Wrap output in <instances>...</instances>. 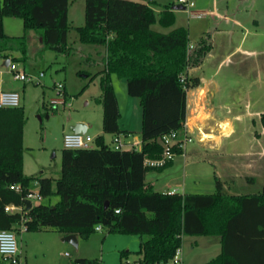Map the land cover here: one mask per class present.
Listing matches in <instances>:
<instances>
[{"label": "trees", "instance_id": "16d2710c", "mask_svg": "<svg viewBox=\"0 0 264 264\" xmlns=\"http://www.w3.org/2000/svg\"><path fill=\"white\" fill-rule=\"evenodd\" d=\"M171 6H160L156 13L158 5L151 0H84V23L72 27L67 18L68 0H0L1 59L21 62L30 31L39 37L41 51L68 56L67 35L73 28L80 43L105 50L101 94L95 100L102 107L103 135L128 134L119 129L111 76L126 82L128 96L137 98L141 108L139 150H115L99 135L90 149H62L60 172L53 179L24 174L23 108H0V231L19 230L23 225L28 232L50 228L62 236L74 234L86 240L101 225L106 233L139 236L138 264L169 263L183 236L216 235L221 238L222 251L207 264H264V167L262 188L255 194L224 193L216 181L212 194L169 195L154 191L145 182L148 172L160 171L172 161L161 167L144 163L162 156V136L175 132L182 139L186 92L200 85L187 71L208 51L201 42L189 53L183 27L166 33L152 28L155 24L173 26ZM3 16L20 18L24 33L7 36ZM16 52L21 56H15ZM259 121L264 128V113ZM171 150L175 156L182 153L177 145ZM33 182L42 200L55 195L57 202L6 213V205H23ZM11 185H19L21 192L10 190ZM121 256L125 259L127 255ZM72 264L99 263L76 259Z\"/></svg>", "mask_w": 264, "mask_h": 264}, {"label": "rangeland", "instance_id": "374dc122", "mask_svg": "<svg viewBox=\"0 0 264 264\" xmlns=\"http://www.w3.org/2000/svg\"><path fill=\"white\" fill-rule=\"evenodd\" d=\"M137 1V0H130ZM160 3H175L176 0H158ZM238 0H230V3H235ZM251 0H248L249 3ZM205 5L209 6L212 0H204ZM195 5V4H194ZM194 8V6H193ZM257 8V19L259 20V27L263 28V13L264 0H255V10ZM192 10V8H190ZM68 22L72 27L82 26L84 21V0H68ZM206 19H195L186 10L180 11L177 14L176 22L170 28H161L158 24L153 25V29L160 32H168L178 26H190L192 28L190 34V42H194L197 38L195 35L200 24L203 25ZM3 31L7 36H20L24 33L22 20L17 17H2ZM259 28L255 36L245 35L244 48L254 49V55L236 54L225 66L222 71L223 79L226 81V92L228 97L234 93L239 92L248 93L249 100L258 98L259 104L257 107L264 108V29ZM261 29L263 30L260 33ZM27 50L26 56L21 62H13L14 69L23 71L27 76L32 77V81L25 82L13 80L12 76L7 73V69L0 65V71L3 73L2 78H6L12 84V88L4 91H16L20 94V106L23 108L25 115V126L23 131V172L27 176H41L48 178H57L61 166V151L63 149V135L70 132L69 122L74 119H83L88 123L89 129L87 133L91 136L97 137L98 131L102 128V107L95 102V99L100 96L101 90L99 85V78L104 69L103 58L104 48L97 45L82 44L79 42L77 32L72 28L67 35V43L71 48L68 56L56 54L52 50L41 51V42L34 31L27 34ZM241 34L235 35L227 42L230 47L238 42ZM251 50V51H252ZM191 53V52H190ZM15 56H21L16 52ZM40 73L43 75L40 76ZM63 84L65 87V94L62 105L53 107L50 104L52 99H57L55 85ZM114 94L118 101V108L120 113L119 124L121 128L130 129L133 135H138L141 128V108L139 100L128 96L126 92V82L116 77L112 78ZM197 93L190 92L186 100H188V107L186 114L189 117L188 126L190 132L188 136L192 139V134H198V142L202 137L206 140V135H202L197 129L195 123L200 125L204 121L201 118H193V111L197 107L196 101ZM192 112V114H191ZM196 115V112L194 113ZM255 133V126H251V122L247 123ZM223 127H225L223 125ZM227 128V127H226ZM205 130V129H203ZM258 130V129H257ZM260 131V129H259ZM104 142L112 146L113 137L108 134H101ZM264 140V139H263ZM204 142V141H202ZM139 148V146H138ZM198 144L193 142L186 144L185 154L186 159L196 160V166L188 168L187 172L195 167H200L203 170V179L196 184L189 180L182 182L184 172L182 164L185 160L183 156L176 155L174 158V168L163 171H150L146 174V182L154 181L153 190L156 192L165 191L166 185L176 189L179 194L182 193H202L209 194L216 191L213 179L212 168L207 162L209 156H203ZM256 170H254L255 172ZM192 172V171H191ZM227 173L228 171L225 170ZM224 182L222 191L225 193L232 192L233 187L229 190L228 180L223 176ZM156 179V180H155ZM263 177L257 179L256 184L243 183L240 186L238 182L235 190L238 193H258L262 188ZM184 185V186H183ZM239 189V190H238ZM30 191H38V185L33 182L30 185ZM57 202L55 195L43 199L40 202L32 201V204H50L54 205ZM18 248L24 245L22 234L19 230L14 231ZM33 242L37 245L40 241L45 242L47 237L51 234L48 231L41 233H34ZM103 234H106L103 233ZM113 234L115 233H107ZM128 236L132 251L139 249L138 235ZM26 241V240H25ZM132 242H135L132 244ZM193 251H189V248ZM219 243L217 236H183L181 242V253L178 252L176 264H187V255L192 257H201L200 254L207 250L209 255L218 253ZM190 252V254H189ZM52 263L54 260L59 262H66L67 264L73 260V255L70 251L63 249L60 254L57 251L51 252ZM68 254L69 256H66ZM137 254L131 253L130 258L136 257ZM183 259V261H182ZM168 264H173L172 262Z\"/></svg>", "mask_w": 264, "mask_h": 264}, {"label": "crops", "instance_id": "0c3cea01", "mask_svg": "<svg viewBox=\"0 0 264 264\" xmlns=\"http://www.w3.org/2000/svg\"><path fill=\"white\" fill-rule=\"evenodd\" d=\"M151 1L158 5V7L155 8L156 13L160 12V6L178 5L176 2L165 4L160 3L158 0ZM192 1L194 8L192 7V10L189 9L188 12H203L204 15L200 18L194 17L192 15L191 16L195 19L206 20L203 25L200 24V27H198V30L195 34L197 36L196 40L194 42L189 41V45L193 47L190 52L197 49L199 47V43L201 42L208 46V51L203 56L202 60L196 66L189 67L187 71L188 77L198 78L200 83L198 88L190 89L186 93V99L190 92H195L198 95L196 97V101H198L197 107L194 109L193 115L191 116H193V118H203L202 120L204 121L200 122V125L197 123H195V125L203 136H207L206 140H202L204 142L201 143L198 142V134H192V139L193 142L198 144L202 155L209 156L207 162L212 168L213 179L215 181H219L222 185L225 183L223 176H226V178L229 179L227 183L229 186L228 188L230 190L233 187V189L232 192L228 194H255L249 193L248 191L245 193H238L239 191L237 192L235 187L238 182L240 183V186H243V183H249L251 185L256 184L257 179L260 176L263 177L264 128L261 126L259 118L260 115L264 113V108L259 106L257 107L259 104L257 97L254 98V100H249L248 93L239 92L236 95L233 93L231 97H228L227 94L225 95L226 81L222 80V71H224L228 61L234 55L243 54L246 56L249 54L254 55L255 53L254 49L252 50L244 48L245 35L255 36L258 33L259 28H262L259 27V20L256 18L257 8L255 10V0H251L249 3H247L248 0H238L235 3H230V0H212L209 6L205 5L204 0ZM172 11L174 13L176 22L177 14L183 10ZM262 13V29H264V8ZM178 27L185 28L184 26ZM185 29L188 33V40H190L192 28L187 26ZM262 29L260 33L263 32ZM238 34H241V37H237L238 42L234 45V47H230L227 42L231 39V37L233 38ZM2 75L3 73L0 71V90H8L12 88L10 81L6 78H2ZM113 77L115 76H111V81ZM186 103H188V100H186ZM187 107L188 104H186V108ZM195 112L196 115H194ZM185 118L187 119L188 124V119L192 117H189L186 114ZM249 121L251 122V126L256 125L257 127L256 129L254 128V134L251 133L252 130L247 124ZM78 122L83 123L86 126L85 134H88L87 130L89 129V126L88 123L83 119H74L70 121V132H72L71 126ZM118 125L120 131H126L128 134L125 135L121 133L116 136L121 137L127 143L138 142L139 148L137 146L136 150H139L141 145L140 132L138 135H133L130 129L121 128L119 122ZM223 125L225 127H223ZM98 132L99 133L97 136L101 135L102 128ZM92 137L95 138V136ZM185 149L186 145L180 154V156L185 158L181 167L184 172L182 182H186V180L189 178V180L198 184L203 179V169L200 167H195L191 170L192 172H187L188 168L191 166H196L197 162L194 159H186ZM174 158L172 159L169 166L163 168L160 171L174 168ZM225 170L228 172L226 173ZM254 170L256 171L254 172ZM146 183L151 184L152 188L155 185L154 181ZM165 187V191L159 192L168 193L170 191H175V193H178L174 188L168 187L167 185ZM209 194H212V192ZM43 231H48L51 234L47 237L45 242L40 241V243L36 245L33 242L35 235L34 233H41ZM19 233L22 234V240L25 242L19 250L20 259L23 264H51L52 258H54L51 252L56 250L57 253L60 254L63 249L70 251L73 255V260L68 264H72V262L76 259L96 260L99 264H121L124 261L131 264H138L141 259V255L138 254L140 249V239L139 249L132 251L133 247L130 245L131 243L128 236L107 233L103 234L105 233L104 229L101 231H94V233L86 240L80 239L75 235L76 247L70 243L63 242L62 238L64 236L50 228L37 232H28L24 229H19ZM217 237L219 243L217 255L216 253H213L214 255H209L207 250L205 251L204 255L203 252H201V257H192L191 255H187V264H207L219 256L222 251V244L221 238L219 236ZM133 243L135 242H132V244ZM188 250L191 252L194 249L190 247ZM178 252L181 253V247L178 249ZM122 253L127 255L125 259L122 258ZM131 253H135L137 256L130 258ZM54 261V264H67L64 261Z\"/></svg>", "mask_w": 264, "mask_h": 264}, {"label": "built area", "instance_id": "2783aa9c", "mask_svg": "<svg viewBox=\"0 0 264 264\" xmlns=\"http://www.w3.org/2000/svg\"><path fill=\"white\" fill-rule=\"evenodd\" d=\"M176 3L180 6H183L186 11H188L190 8L193 7L192 0H176ZM189 13L190 15L197 18H200L204 15L203 12H198V11H190ZM188 49L190 53V50L193 49V47L189 45ZM6 60H8V65L3 66V63ZM0 65L7 69V73L12 76L13 80H19L25 82L32 81L31 76H27L26 74H24L23 71L15 70L13 62L9 58L8 59L0 58ZM42 75L43 74L40 73V76ZM54 87L56 89V94L58 98L52 99L50 101V104L53 105V107H57L58 105H62L64 103L63 98L66 92L63 84L58 83ZM20 101H21V97L18 92L0 90V108L20 107ZM188 132H190V129L187 124V119L185 118V121L183 123L182 139L178 140L175 132H171L170 134L162 136L161 137V144L163 146L162 156L156 160H145L144 162L145 165L151 167H161L166 162L172 160L175 156V154L171 150L172 146L177 145V147L182 150L187 143H190L192 141V139L188 136ZM94 139H95L94 137L85 133H74L73 131L68 132L63 135V149H68V150L90 149L94 145ZM202 140L203 139L201 137L199 141L202 142ZM138 144H139L138 142L127 143L119 136H113L112 139V147L115 150H136ZM9 189L13 190L14 192H21V187L19 185H11L9 186ZM174 193L175 191H170L167 194L172 195ZM33 200L37 202H40L42 200L39 194V190L36 192L29 191L26 194V196L23 198L22 206H15L9 204L4 207V211L8 214H14L15 212L21 213L25 208L24 202L30 201L31 205H33L32 204ZM19 228L25 230V227L23 225H20ZM102 229L103 228L101 227V225H96L94 231H101ZM0 249H2V251H0V262L2 264H23L20 259V252L14 231H7V230L0 231ZM177 254H178V250L176 252V255L170 261L173 264H176L178 262ZM66 256L69 255L66 254Z\"/></svg>", "mask_w": 264, "mask_h": 264}, {"label": "water", "instance_id": "95a60500", "mask_svg": "<svg viewBox=\"0 0 264 264\" xmlns=\"http://www.w3.org/2000/svg\"><path fill=\"white\" fill-rule=\"evenodd\" d=\"M171 10H184V7L180 6V5H174L171 7ZM7 65H8V60H6L3 63V66H7ZM71 130L74 133H85L86 132V126L83 123L78 122V123H75L74 125L71 126ZM24 205H25L26 210H29L32 206L30 201H25ZM106 207H107V202L104 204V208H106ZM62 241L70 243L76 247V236L74 234H69V235L64 236L62 238Z\"/></svg>", "mask_w": 264, "mask_h": 264}, {"label": "clouds", "instance_id": "9594fccd", "mask_svg": "<svg viewBox=\"0 0 264 264\" xmlns=\"http://www.w3.org/2000/svg\"><path fill=\"white\" fill-rule=\"evenodd\" d=\"M0 251H2V249H0Z\"/></svg>", "mask_w": 264, "mask_h": 264}]
</instances>
